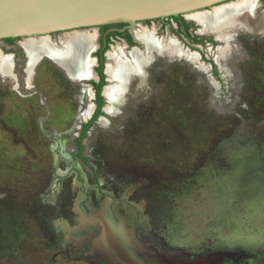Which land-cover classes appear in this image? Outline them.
Wrapping results in <instances>:
<instances>
[{
    "label": "rangeland",
    "instance_id": "1",
    "mask_svg": "<svg viewBox=\"0 0 264 264\" xmlns=\"http://www.w3.org/2000/svg\"><path fill=\"white\" fill-rule=\"evenodd\" d=\"M260 9L200 34L219 44L206 51H218L221 86L204 80L201 60L172 54L132 74L123 106L83 138L87 162L77 138L92 110L76 122L80 83L47 56L28 82L25 38L16 39L5 53L17 54L16 77L0 73V264H113L95 244L108 211L117 225L147 222L200 264H264V136L238 135L242 123L264 120ZM238 47L239 62L226 67L222 58Z\"/></svg>",
    "mask_w": 264,
    "mask_h": 264
},
{
    "label": "bare ground",
    "instance_id": "2",
    "mask_svg": "<svg viewBox=\"0 0 264 264\" xmlns=\"http://www.w3.org/2000/svg\"><path fill=\"white\" fill-rule=\"evenodd\" d=\"M258 6V0H241L232 4L215 7L212 11L206 9L194 11L188 13L186 17L200 26L199 33L207 34L210 33L213 28H216L215 26L226 25L233 18L243 19L245 18V15L255 14ZM157 29L156 25L148 27L139 23L132 30L134 38L144 46V50H140L136 46L128 49L125 43H117L107 52L106 76L108 77V82L104 89V97L107 102L104 108L106 112H113L123 106V97L129 89L131 75H141L144 66L154 57L158 55L172 54L195 63H200L198 52L190 50L172 34H168L167 36L158 34ZM73 31H66L71 33L59 32L66 34H61L56 39L51 38V34H44L30 36L29 38L25 37V39L20 42V45L23 47L27 56L26 80L28 82L33 67L42 56H47L57 64L61 65L67 75L72 79L78 80L80 84H85L81 83L82 80L88 81L89 78L91 79V68L93 70L92 66L95 65L96 59L95 57H90V53L96 48V39L98 36L97 29H79ZM217 38L222 39L220 35H218ZM216 52L218 51H214L212 56L219 64ZM12 67V55L4 54L0 50V73L15 78L16 76ZM91 96V90L88 86L83 85L79 93L80 105L76 116L77 123L83 120L87 111L92 110L93 114L94 106H92L93 104L91 103V100V108L89 104ZM253 121V124L252 122L242 123L239 127L238 135L241 134V132L243 133L247 131L248 133L249 131L264 133V120H261L258 124H255V120ZM117 227L119 231H125L126 228L123 223H119ZM109 257L110 262L113 264H121V262L130 264H133L134 262L136 264H187V261H189L183 259L175 251L167 248L161 254L141 252L135 255H125L124 257L119 258V256L109 253ZM195 264H198V262Z\"/></svg>",
    "mask_w": 264,
    "mask_h": 264
},
{
    "label": "water",
    "instance_id": "3",
    "mask_svg": "<svg viewBox=\"0 0 264 264\" xmlns=\"http://www.w3.org/2000/svg\"><path fill=\"white\" fill-rule=\"evenodd\" d=\"M230 1L234 0H0V39L98 28L112 23H128L133 30L137 22L188 14ZM94 57L97 63V57ZM106 68L107 59L105 74ZM92 74L96 76L94 67ZM106 80L108 81L107 76ZM88 81L82 80L81 83L88 84L92 88ZM106 85L103 86V96ZM104 100L106 101L105 97ZM104 108L105 105L103 107L105 111ZM260 122L261 119H255V124ZM249 134L264 136V133H256V131H249ZM99 217L103 229L101 235L95 239V244L102 255L109 256V253H112L122 258L125 255L131 256L141 252L161 254L167 248L161 242H159L162 247L160 249L152 246V242L145 243V239L158 241L157 237L151 235V226L147 222L142 223L143 228L138 229L134 225L128 226L129 223L126 221L125 231H119L117 221L109 211Z\"/></svg>",
    "mask_w": 264,
    "mask_h": 264
},
{
    "label": "flooded vegetation",
    "instance_id": "4",
    "mask_svg": "<svg viewBox=\"0 0 264 264\" xmlns=\"http://www.w3.org/2000/svg\"><path fill=\"white\" fill-rule=\"evenodd\" d=\"M260 2H261L260 11H262V9L264 7V0H260ZM186 15L187 14H179V15L166 16L164 18L149 19V20L137 22V24L141 23L142 25H146V26L150 27L153 25L152 23H154L156 21L155 24H158V26H159L158 33H160L162 31L164 33L163 35H166L168 33L172 34V35L176 36L180 41H182L185 44V46L188 47L190 50L198 52V54H200L201 62L204 63L208 67V72L207 73L203 72L204 76H205L204 80L206 82H208L211 87H216V86L218 87V85L221 86V84H220L221 80L224 79V76L222 74V70H221L218 62L213 57L209 56V54L206 51V48L208 46L213 47V49L215 50L219 44L216 41L214 36L207 35L206 37H203V35H200L201 33H199V27L197 28L196 25L193 24L195 22L192 20H189L186 17ZM191 21H192V23H191ZM129 26L130 25L128 23H112V24H106V25L99 26V27H102L101 28L102 30L97 29L98 30V38L96 40V48L94 49L93 52L90 53V57H94V56L97 57V63L95 62V65L92 66L95 69L96 76H93L92 68H91L92 77H91V79L89 78L90 80L88 82L92 85V88H90V86L87 84H80V89H79V92L77 94V96L79 97V93H80L83 85L88 86V88L92 92V96L89 99V104H90V108H91V103L93 104L92 106H94L93 113L97 109V102H96L97 90H96L95 84L99 83L101 81V76L98 72V68L100 66V58H101V54H102L103 49L105 48V46L110 45L111 41L114 38L121 39L122 40L121 42H124L128 49L132 48L133 45H136V43H139L138 41L137 42L134 41L132 29ZM53 34H56V33H53ZM188 36L190 37V40L187 38ZM20 38H23V37H16L12 41L8 40L7 38L2 39L3 42H0V47H1L0 50L2 52H4V54L7 53L6 51L14 48V43H16V39H20ZM204 45H206V46L204 47ZM240 47H238L236 50L233 48V50H230L228 52V54L222 58L221 62L226 67L229 64H231L232 62L237 61L239 59V58L233 56V52H237L238 53L237 55H240L242 52ZM109 49H110V47H109ZM109 49H107V50L109 51ZM11 53L14 56V59L18 60V58L16 56L17 54L15 52H11ZM12 60H13V58H12ZM105 61H106V57H105ZM237 62H239V61H237ZM192 66L197 68L193 64H192ZM70 79L72 81L78 82V80H76V79H72V78H70ZM213 81H215L217 83V85L213 84ZM107 82L108 81L106 80V84H107ZM221 93L222 92H220V91L217 92V91L211 89L207 95L208 96H223V93L222 94ZM93 99H94V102H93ZM90 100H91V103H90ZM103 107H102V110H103ZM140 225H141V228H143L142 223ZM151 235H153V234H151ZM153 236L157 237L158 241L155 239H152V241L149 239H145V243L150 244L152 242L153 243L152 246H154V247L157 246L156 248H159V247L162 248L161 245L159 244V242H161L167 246V249L177 250V251L179 250V249H174L173 247H170L168 244H166L163 241V239L161 237L155 236V235H153ZM179 254L183 259H187L189 261H197L198 264H200V262H199L200 260H190L187 257H185L184 252L182 250H179Z\"/></svg>",
    "mask_w": 264,
    "mask_h": 264
},
{
    "label": "trees",
    "instance_id": "5",
    "mask_svg": "<svg viewBox=\"0 0 264 264\" xmlns=\"http://www.w3.org/2000/svg\"><path fill=\"white\" fill-rule=\"evenodd\" d=\"M7 39L12 41L14 38H7ZM107 49H109V45L105 46V48L102 51L101 58H100V66L98 68V72L101 76V81L95 84L96 90H97V97H96L97 109L93 113L91 119L88 122L83 124L81 134L77 138L78 146H79L78 155L81 157V159L84 162H87V158L83 154V150H84L83 138L88 133L90 128L93 126L95 121L99 118V116L104 114L102 107L105 104V100H104V96L102 95V90H103V86L106 84V74L104 73V68H105V52Z\"/></svg>",
    "mask_w": 264,
    "mask_h": 264
}]
</instances>
